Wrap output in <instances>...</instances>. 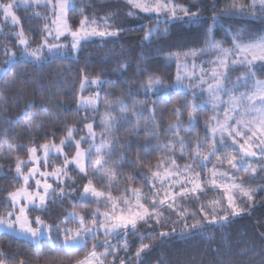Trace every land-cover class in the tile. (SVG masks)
Instances as JSON below:
<instances>
[{
	"label": "snow or ice",
	"instance_id": "snow-or-ice-1",
	"mask_svg": "<svg viewBox=\"0 0 264 264\" xmlns=\"http://www.w3.org/2000/svg\"><path fill=\"white\" fill-rule=\"evenodd\" d=\"M123 3L129 9L124 14L126 19L149 22L147 27L142 25V49L155 47L157 52L154 58L144 56L143 51L139 55L133 75L143 79L129 83L124 90L133 105L130 114L125 111V99L108 101L100 96L107 81L99 76L91 78L78 69V92L73 91L74 104L68 108L76 109L78 120L76 124H64V135L57 143V133H49L40 118L44 104L28 101L13 121L4 116L9 109L3 105L9 99L0 96V119L12 125L26 120L24 133L31 136L30 144H8V155H4L0 142V159L9 161L7 165L0 164V170L7 167V175L15 181L11 190L0 189L6 192L0 197V233L15 234L36 252L43 251V241L48 245V258L53 261L57 257H52V252L71 256L85 250L84 257L73 264H116L117 260L119 264H130L132 258L136 264H145L144 258L154 250L157 237L161 244L172 237L194 239L202 236L205 229H219L223 237V230L250 215L257 197L264 203V79L257 78V70L264 73V25L259 33L224 28V39H216L222 18L251 17L252 21H244L250 27L257 19L264 21V0H230L220 11H216L217 0H211L209 16L202 15L205 0ZM33 6L44 7L47 13L33 11L26 17L43 20L42 27L29 29L39 36L38 43L26 35L18 15L21 7L27 11ZM85 11L77 8L74 0H0V34L9 23L17 29L7 37L15 42L13 48L0 45V53L6 58L0 73L7 75L17 57L42 66L55 58L78 55L93 38L118 40L126 31L123 23H115L118 12L98 17L85 15ZM77 12L82 17L78 24L70 22V13ZM229 41L230 46L224 47ZM208 55L213 58L201 59ZM150 59L157 61L155 67L163 75L151 70ZM131 66L125 61L115 71L124 73ZM238 67L246 72L232 81L230 73ZM11 83H16L15 77ZM89 87L97 91L84 96ZM241 88L245 90L240 91ZM140 95L146 99H133ZM162 103L164 107H160ZM57 104L64 101L58 99ZM34 108L37 111L30 115ZM209 109L210 114L202 121L204 134L200 135L201 113ZM81 110L85 111L82 116ZM89 111L100 114V120L97 122L95 115L90 117ZM115 113H119L120 120H116ZM165 113L170 116L167 121L163 119ZM122 125H129L125 131L133 134L124 143L116 135ZM8 134L9 129H0V135ZM41 134L53 139L37 144ZM15 149L26 152L27 159L11 156ZM133 152L134 157L129 155ZM178 159L185 163L179 164ZM125 164L131 167L132 174L125 176L121 171ZM70 171L77 174L80 184ZM65 201L73 209L77 203L94 202L97 207L92 211H65L63 218L58 216L46 223L43 216L57 202L62 206ZM37 212L42 215H35ZM141 227L145 231L140 232ZM130 237L140 241L131 257L130 246L136 241ZM149 237L152 242L144 243ZM260 239L264 242V233ZM249 253H255L260 257L259 264H264V247L256 252L255 245L238 253L230 252L227 260L212 264H243L234 257ZM9 260L27 264L22 258L16 260L0 251V264ZM253 260L250 257L249 264Z\"/></svg>",
	"mask_w": 264,
	"mask_h": 264
},
{
	"label": "trees",
	"instance_id": "trees-1",
	"mask_svg": "<svg viewBox=\"0 0 264 264\" xmlns=\"http://www.w3.org/2000/svg\"><path fill=\"white\" fill-rule=\"evenodd\" d=\"M181 3H185L186 0H180ZM194 3H200V0H191ZM219 7L216 11H220L225 4L229 3L230 0H217ZM241 3H249L250 0H238ZM77 8H85V15L92 16L95 14L98 17L104 16L106 13L118 12L119 15L115 23L119 26L123 23L126 31L123 32L118 40H101L100 38H93L91 41L83 45L82 50L78 55H72L68 59L55 58L41 65L33 66L25 58L17 57V61L9 66L7 75L4 73L0 77V96L9 99V103L3 105L4 108L9 109L4 116L7 119L15 121L19 113L24 109V105L30 101L35 100L39 106L44 104L43 111L39 113L43 123L47 126L49 133L55 131V140L58 143L59 139L64 135L63 127L64 124H76L78 116L76 109L68 108L74 104L72 100L73 91L78 92L79 86V75L78 69H83L84 72L91 78L100 77L107 81L103 85V90L100 91V96L108 101H114L116 98H123L127 101V108L125 111L131 113L133 111V105L128 100L127 89L129 83L133 81L139 82L143 77H136L133 75L136 72V63L138 62L139 55L143 51V55L146 57L154 58L157 56L156 48L153 47L148 49L146 46L142 49L140 37L143 35L142 25L147 27L149 22L147 20H136L130 21L126 19L124 14L129 11L128 7L123 3V0H77ZM204 11L202 15L209 16L211 12V0H205ZM194 11L196 9H193ZM33 11H38L42 15L47 14L44 7L37 9L31 8L25 11L23 8L20 9L18 15L21 16L22 22L25 25V33L29 37H33L36 43L39 42V36L34 34L29 29H35L38 26L42 27L43 20L39 17H32V19H26L31 16ZM70 22L78 24L81 15L77 13H70ZM252 21L251 17H225L221 19V28L216 33V39H224V28L231 27L232 31L237 29H250L253 32L259 33L261 31V25H264V21L255 20L252 22L251 27L244 21ZM211 23V20H208ZM161 28L164 25L160 26ZM7 30V29H6ZM8 31V30H7ZM8 34H2V40L0 45L12 44L14 41L9 40ZM1 39V38H0ZM155 44V41H153ZM35 46V43L33 44ZM224 46H230V41L225 43ZM127 53L123 55L121 53ZM2 59L5 57L0 53ZM131 62L132 66L127 69L126 72L120 73L115 71L118 64L123 62ZM150 63L153 64L152 71L156 72L157 75H163L162 70H158L155 65L157 61L150 59ZM85 65L87 67L85 68ZM163 66H161L162 68ZM175 71V65L172 66V72ZM59 73V75H58ZM257 73H262L257 70ZM13 77H15L16 83H11ZM165 81H168V77H165ZM90 89V90H89ZM84 93L88 94L91 90H95L91 87ZM97 90V89H96ZM51 93V94H50ZM63 100L64 104L58 105L57 100ZM133 99L137 101H143L146 98L143 95L133 96ZM160 107H164L163 103ZM37 109H32L31 112H35ZM104 112L103 105L99 108V113ZM85 111L81 110L80 116L84 115ZM91 117L95 115V119L98 122L100 120V114H94L91 111L87 112ZM210 114L208 112L201 113V130L200 135H203L202 121ZM51 116L52 119L47 117ZM116 120H120L119 113H115ZM159 112L157 113V119H160ZM170 118L168 113H165L163 119L167 121ZM186 120V114H185ZM26 120H21L19 124H8L5 123L4 119H0V129H9L8 135H0V142H3V153L8 155L7 145L8 144H30L31 136L24 133L23 125ZM87 121H85L86 123ZM143 124V121L141 122ZM126 128H130L129 125H122L120 131L116 133L121 138L120 142L124 143L130 139L133 135L130 131H125ZM97 133L100 132V128H96ZM183 134V133H181ZM23 135V139L20 136ZM143 135V133H141ZM53 137L43 136L41 139L36 141L37 144L44 143L46 140L51 141ZM19 155L22 159L26 158V152L15 149L11 156ZM130 156H135V152L130 153ZM118 159V156L116 157ZM9 161L7 159H0V164L7 165ZM178 163L183 165L184 160H179ZM3 173L0 175V189L11 190L14 179L11 175H7L10 171L7 167L2 169ZM121 171L126 175L132 174V169L128 165H124ZM77 175L75 172H72ZM123 180V177L120 178ZM86 182V181H84ZM139 184V181H138ZM6 194L4 191H0V197ZM117 195V194H116ZM264 196V194H261ZM260 197H257V204L250 215H245L243 219L236 221L231 228L223 230V237L220 235L219 229H205L203 235H198L194 239H183L179 237H172L170 240L165 241L163 244L160 243L159 238L155 242L154 250L145 256V264H212L213 261L227 260L230 252L238 253L242 249L250 248L255 245L256 252H259L261 247H264V242L260 239V234L264 233V203H260ZM192 207V205H186ZM97 207L93 202L91 204H80L77 203L76 208L73 209L72 205L67 201L63 202L62 206L57 205L51 207L50 212L47 216H43L46 223H52L58 216L62 217V213L65 211H92ZM3 209L0 208V212ZM35 215H42L37 212ZM167 215V213H165ZM175 219V217H172ZM71 226V225H70ZM171 225H169L170 227ZM167 230V228H165ZM140 232L145 231L143 227L139 229ZM177 232H179V226H177ZM131 240H135L130 246L129 256L134 253L140 241L135 237H130ZM115 243V241H113ZM144 243H151V237L145 239ZM231 245V249H229ZM41 247L43 251L36 252L34 248L29 247L26 241L22 238L12 234L0 233V251L5 254H11L16 257V260L24 259L27 264H73L77 259H82L85 255V250L74 252L71 256H65L62 252H52V257L57 259L50 260L48 253V245L41 241ZM91 247V244L88 246ZM219 249V251H217ZM102 250V249H100ZM125 254L120 253L123 257ZM250 257H254L252 264H259L260 257L256 256L255 253H249L247 256L234 257L236 260L243 261V264H249ZM111 259V257H109ZM7 264H16L15 260H9ZM116 264H119L117 260ZM130 264H136V260L132 258Z\"/></svg>",
	"mask_w": 264,
	"mask_h": 264
},
{
	"label": "rangeland",
	"instance_id": "rangeland-1",
	"mask_svg": "<svg viewBox=\"0 0 264 264\" xmlns=\"http://www.w3.org/2000/svg\"><path fill=\"white\" fill-rule=\"evenodd\" d=\"M77 0H74V2H76ZM21 8H23V7H21ZM33 8L34 9H37L35 6H33ZM40 8V7H39ZM0 20H2V16H0ZM8 31H7V30ZM15 30H17V29H13L12 27H11V25H10V23L7 25V26H5L4 27V31H3V35L5 34H8L9 32H14ZM0 40H2V34H0ZM8 45V47L11 49V48H13V46H14V43H12V44H7ZM33 47H35L34 45H33ZM224 47H229V46H224ZM22 58H24V57H22ZM213 57L211 56V55H208V56H204V57H202L201 59L202 60H205V61H207V60H209V59H212ZM6 58H4V59H2L1 58V56H0V67H2L3 66V63H4V60H5ZM205 67H208V65L207 64H205L204 65ZM246 72V69L245 68H243V67H238L237 69H235L234 71H232L231 73H230V76H231V80L232 81H235L236 79H237V77H239V76H241L242 74H244ZM3 73H0V77H1V75H2ZM257 78L258 79H264V73H262V75H261V77H260V75L257 73ZM90 88V87H89ZM88 88V89H89ZM92 88H94L95 89V87H91V89ZM90 90V89H89ZM245 89L244 88H241L240 89V91H244ZM97 90L95 89V90H91L88 94L86 93H83V95L84 96H88V95H91V94H93V93H95ZM205 99H206V97H205ZM83 133H81V135H82ZM77 138H79V137H77ZM24 159H27V157L26 158H24ZM211 167V165H209V168ZM49 170H51V169H49ZM24 171L25 172H27V168H25L24 169ZM3 173V171L2 170H0V175ZM70 175H72V177H73V179H76L77 180V184H80L81 183V181L77 178V175H74L71 171H70ZM118 195V193H114V195ZM105 209H104V207L101 205V211H104ZM33 227H35V225H33ZM9 234H11V233H9ZM12 235H15V234H12ZM16 236V235H15ZM114 243V242H113ZM109 260H111V259H109Z\"/></svg>",
	"mask_w": 264,
	"mask_h": 264
}]
</instances>
